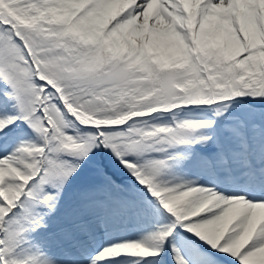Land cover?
<instances>
[{
  "label": "snow or ice",
  "instance_id": "6c2138e0",
  "mask_svg": "<svg viewBox=\"0 0 264 264\" xmlns=\"http://www.w3.org/2000/svg\"><path fill=\"white\" fill-rule=\"evenodd\" d=\"M0 264H264V0H0Z\"/></svg>",
  "mask_w": 264,
  "mask_h": 264
}]
</instances>
